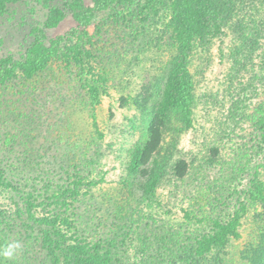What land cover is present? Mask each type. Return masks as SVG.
Segmentation results:
<instances>
[{"label": "rangeland", "instance_id": "rangeland-1", "mask_svg": "<svg viewBox=\"0 0 264 264\" xmlns=\"http://www.w3.org/2000/svg\"><path fill=\"white\" fill-rule=\"evenodd\" d=\"M173 2L27 0L1 19L7 264H264V0H177L201 13L186 111L163 107ZM151 128L156 183L130 172Z\"/></svg>", "mask_w": 264, "mask_h": 264}, {"label": "trees", "instance_id": "trees-1", "mask_svg": "<svg viewBox=\"0 0 264 264\" xmlns=\"http://www.w3.org/2000/svg\"><path fill=\"white\" fill-rule=\"evenodd\" d=\"M26 1L27 0H0V21L4 16H6L9 13L10 9L14 5L23 4V3H26ZM173 3L175 5L172 4V6L170 7V16L173 18L175 17L174 18L176 20L175 24H177L175 28V33L177 37L176 39L177 62L174 66V69H173V72L170 78L171 81L169 82V86H168V89L165 95L163 107H164V110H167V111L168 110L177 111L178 109L179 110H185V109L190 110V107L192 105L191 100H192V84L193 83H192L191 77L187 69V64H188L187 57H188V52L190 50V46H191L192 40L194 38V33H195L193 22L195 21V18H197L201 13L200 11L198 13L197 9L195 8L194 9L192 8L191 11L188 13L186 11L187 6L185 4H183L182 6H178L176 5L177 0H174ZM205 15L206 14L204 12V16ZM92 16H93V12H91L90 10H87L86 14L84 13V15L81 18L79 28L80 30H83V29L84 30L83 32L81 31L79 33L82 35V38L84 37L86 38L88 36L85 29L88 26H90L92 22ZM63 40L64 38H60L57 44H59ZM57 44L52 46L50 51L56 48ZM42 57L45 58L46 55ZM15 66L16 65L14 63V65H12L10 68H7L9 73H12L13 71H15L16 68L13 70ZM33 66H36V65H33ZM18 68L20 70H24L26 67L25 65L20 63ZM2 76L3 75L0 74V86L2 85L5 79ZM81 78H83L82 79L83 85H81V88H84L85 91L92 93L93 88L90 86L88 81L85 80L84 76L83 77L81 76ZM81 78H80V81H81ZM190 80H191V83H190ZM156 130L155 128L153 129L151 128V130L149 131V138L146 139L145 142L142 145H140V147L137 146L133 148L132 153H131L133 160L131 163L130 172L131 170L132 171L139 170L140 172L141 171L140 169L142 168L144 171L152 170L150 177L152 178V176H154L153 175L154 171L158 168L159 159L161 158L158 154V150H159L158 140L155 141L156 138L158 137V135L155 134ZM158 178L159 177L156 176L153 182L154 183L158 182L157 180ZM56 225L57 224H55L54 226L52 225L53 228H51L50 230H52L56 235L59 236L60 235L59 228H57ZM261 238H262V234H261ZM263 251L264 250L260 251V256ZM255 253H257V251ZM3 264H7V263L3 261ZM92 264H96L95 261L92 262Z\"/></svg>", "mask_w": 264, "mask_h": 264}, {"label": "clouds", "instance_id": "clouds-1", "mask_svg": "<svg viewBox=\"0 0 264 264\" xmlns=\"http://www.w3.org/2000/svg\"><path fill=\"white\" fill-rule=\"evenodd\" d=\"M17 247L18 245L10 244L7 247L0 249V264H3L4 260L11 259L14 254V250Z\"/></svg>", "mask_w": 264, "mask_h": 264}]
</instances>
